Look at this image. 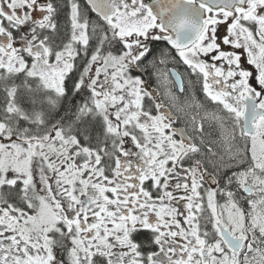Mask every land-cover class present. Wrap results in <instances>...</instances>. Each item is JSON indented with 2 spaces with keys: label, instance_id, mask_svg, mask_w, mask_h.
Wrapping results in <instances>:
<instances>
[{
  "label": "snow or ice",
  "instance_id": "1",
  "mask_svg": "<svg viewBox=\"0 0 264 264\" xmlns=\"http://www.w3.org/2000/svg\"><path fill=\"white\" fill-rule=\"evenodd\" d=\"M0 264H264V0H0Z\"/></svg>",
  "mask_w": 264,
  "mask_h": 264
}]
</instances>
